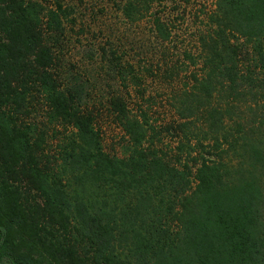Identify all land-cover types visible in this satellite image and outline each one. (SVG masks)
<instances>
[{"label":"trees","instance_id":"1","mask_svg":"<svg viewBox=\"0 0 264 264\" xmlns=\"http://www.w3.org/2000/svg\"><path fill=\"white\" fill-rule=\"evenodd\" d=\"M107 1L127 21L141 19L152 3ZM65 16L60 0L52 7L34 0H0V105L11 104L27 114L34 90L50 119L72 128L73 143L64 159L71 173L87 177L97 197L114 188L112 197L131 191L139 200L120 207L117 222L106 211L107 201H102L105 209L93 214L61 186L44 152L38 153L40 143L33 150L30 129L21 133L15 124L6 130L0 126V179L15 182L22 176L27 182L24 191L9 181L0 186V251L10 233L22 232L31 247L48 250L53 264H111L113 231L119 223L121 235L133 240L132 232L136 237L137 264H264V143L250 144L255 125L253 120L244 123L243 115L244 108H257V124L264 130V0H216L208 29L198 39L200 69L192 75L195 90L189 91L193 100L179 111L182 122L169 127L184 132L201 118L204 136L211 141L198 142L203 155L186 154L184 162L181 153L170 156L151 147L150 139L157 134L153 131L148 138L147 123L133 116L119 96L109 100V109L131 149L124 158L102 151L94 116L67 85L62 87L57 72L55 48ZM152 26L159 39L168 40L170 32L161 19L154 18ZM109 52L110 61L119 60L114 50ZM124 71L120 64L122 80L139 84L138 75ZM225 120L236 124L239 136L233 141L224 135ZM233 144L241 146V156L249 155L247 167L235 169L230 158L223 159ZM146 197L155 206L146 210L150 217L138 218L135 225L138 203ZM83 233L86 247L81 244ZM29 259L14 252L0 254V264H32Z\"/></svg>","mask_w":264,"mask_h":264},{"label":"rangeland","instance_id":"2","mask_svg":"<svg viewBox=\"0 0 264 264\" xmlns=\"http://www.w3.org/2000/svg\"><path fill=\"white\" fill-rule=\"evenodd\" d=\"M34 1L44 7H52L55 0ZM60 1L67 16L63 18V36L55 48V54L59 58L57 72L61 76L62 87L67 85L74 92V96L80 98V105L94 116L102 151L111 157L124 158L131 149L114 113L109 109V100L119 96L124 99L133 116L147 123V137L150 138L149 135L153 131L157 134V138L150 139L151 147L156 151H162L170 156L181 153L180 159L183 162L186 154L193 157L203 155V149L199 147L198 142L206 144L211 140L208 139L209 135L204 136L201 118L184 132L174 131L169 127L173 123L182 122L180 121L182 112L179 111L193 100L189 91L195 90L192 75L197 74L200 69L199 60L196 59L198 39L208 29V17L215 9L216 0H152L149 10L136 21L125 20L121 11L107 0ZM154 18H159L166 24L170 32L168 40L159 39L152 26ZM111 49L119 60L110 61ZM120 64L123 71L125 70L122 74L125 72L130 74L131 71L139 76L140 85H133L129 78L127 80L120 78L118 72ZM32 95L34 100L26 110L27 114L11 104L0 105V126L6 130L15 124L20 132L30 129L33 150L38 149L35 144L40 143L38 153L44 152L56 179L70 193L71 199L76 197L82 199L93 214L99 213L101 208L105 209L101 207L102 201H107L109 207H106V211L111 212L110 217L117 222L120 207L137 204L139 200L137 193L122 191L118 199L111 196L114 195L115 189L110 188L105 192H98L97 197L87 177L82 175L75 177L70 166L64 161L68 153L66 151L73 143L72 128L50 119L42 98L34 90ZM252 110L254 111H247L244 108V123L253 120L255 131L253 134L249 132L248 138L250 144L259 146L264 143V130L261 124H257L260 120V111L257 108ZM234 121L225 120L228 132L224 135L229 141L239 136L235 133ZM258 129L261 132H258ZM146 143L143 145H148V142ZM235 146L236 144H233L229 154L222 155L223 159L230 158L236 165L235 169L240 165L247 167L251 163L249 155L245 153L241 156L243 152L241 146ZM1 163L0 158V166ZM18 179L10 182L7 178H2L0 186L4 188L2 183L9 181V186L22 187L24 191L27 182L22 176ZM263 182L262 176L261 183L264 184ZM30 191L31 195L38 194L33 189ZM35 200L40 201L39 198ZM138 204L140 211L136 221L134 220L135 225L138 218L143 220L150 217L146 210L155 206V202H150L147 197ZM169 228L174 227L170 224ZM120 230L118 223L113 231L115 234L111 243L113 245L110 252L111 264H137L134 252L136 237L131 232L129 236H133L132 240V237L121 235ZM72 235L75 236V233L72 232ZM85 236L83 233L81 242L83 247H86ZM8 238L0 254L14 252L25 261L28 255L31 256L32 260L29 259L28 262L32 264H53L50 258L48 259V250L45 252L42 249L46 255L39 248L40 245L34 244L31 247L27 234L20 232L19 236H16L10 233ZM26 240L28 244L25 243ZM90 264L103 263L97 260Z\"/></svg>","mask_w":264,"mask_h":264}]
</instances>
